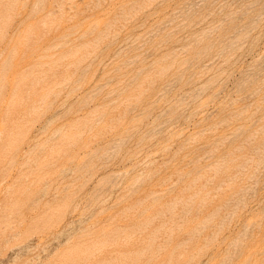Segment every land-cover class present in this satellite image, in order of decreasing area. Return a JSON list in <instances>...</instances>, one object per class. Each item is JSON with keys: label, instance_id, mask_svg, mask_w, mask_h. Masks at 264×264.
I'll return each mask as SVG.
<instances>
[{"label": "rangeland", "instance_id": "374dc122", "mask_svg": "<svg viewBox=\"0 0 264 264\" xmlns=\"http://www.w3.org/2000/svg\"><path fill=\"white\" fill-rule=\"evenodd\" d=\"M0 264H264V0H0Z\"/></svg>", "mask_w": 264, "mask_h": 264}, {"label": "bare ground", "instance_id": "6f19581e", "mask_svg": "<svg viewBox=\"0 0 264 264\" xmlns=\"http://www.w3.org/2000/svg\"><path fill=\"white\" fill-rule=\"evenodd\" d=\"M22 102V101H21ZM20 107H21V105H20Z\"/></svg>", "mask_w": 264, "mask_h": 264}]
</instances>
